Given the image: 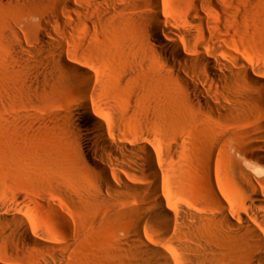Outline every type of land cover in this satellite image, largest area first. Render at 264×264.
Listing matches in <instances>:
<instances>
[{
	"label": "bare ground",
	"instance_id": "1",
	"mask_svg": "<svg viewBox=\"0 0 264 264\" xmlns=\"http://www.w3.org/2000/svg\"><path fill=\"white\" fill-rule=\"evenodd\" d=\"M8 1L31 15L54 3L57 19L0 29L12 58L24 61L22 70L0 69V148L8 146L12 171L41 180L50 193V179L36 173L39 153L29 152L28 143L62 137L87 180L78 192L67 183L62 192L87 212L107 206L99 222L129 223L126 239L105 249L102 264H264V61L233 40L243 9L257 2L264 8V0ZM120 24L143 29L150 59H137L130 45L125 55L136 59H114L118 66L108 69L112 59L110 65L69 59L65 46L56 45L67 42L69 30L90 37L97 26ZM21 31L28 45L39 41L58 59L28 50L30 57H21ZM153 56L161 72L153 71ZM16 86L49 104L32 114L20 110ZM153 118L160 134H153ZM200 134L213 138L215 164L198 156ZM51 140L45 150L56 146ZM58 207L47 194L33 199L0 186V248L6 245L16 258L34 252L36 264H66L79 251L77 232ZM45 211L64 225L68 240L45 227Z\"/></svg>",
	"mask_w": 264,
	"mask_h": 264
},
{
	"label": "rangeland",
	"instance_id": "2",
	"mask_svg": "<svg viewBox=\"0 0 264 264\" xmlns=\"http://www.w3.org/2000/svg\"><path fill=\"white\" fill-rule=\"evenodd\" d=\"M258 3L259 2H257V4ZM30 4H35V3L31 2ZM257 4L253 6L252 8L250 6L245 7L246 8L245 13H244L245 8L243 9L244 18H242V20H240V22L237 23L239 31H238V34L234 33L235 35H234L233 40L237 43V45L240 48L245 49L247 52L249 51V54L253 58L264 61V8H261L262 5L260 4L257 6ZM56 6L57 5L53 3L51 5L44 7V9H41V10L39 9L36 15L34 14L31 15L25 10V8L19 2L0 0V29L5 23L15 24L18 21L19 22L21 21L24 23L34 24L36 22L39 23V21L49 16L53 19H57L56 18L57 17ZM144 11H147V9H145ZM72 17L75 18L74 15H72ZM64 21L71 23V20L69 19V17H64ZM96 30H97V33L90 37L88 36V34H84L83 32L75 33L73 31L70 32L69 30L67 42H62V43L58 42L56 43V45L59 44V45L65 46L69 54L68 56L66 55V57L67 58L69 57V59H89L91 61L93 60L95 61V59H100L104 61V64H107V65L108 64L110 65V63L113 62L114 59H116L115 61L118 64L120 61H117V59L118 60L136 59V58L137 59H150L145 55L143 51L145 50L149 52L151 51V49L144 43L145 33L143 32L142 28L138 26H133V25L123 26V24H120V26L117 27L116 29H111L103 25V26H97ZM54 31H55V28H54ZM38 32L39 33L42 32V29L40 27H37V33ZM21 35L23 36V44H24L23 45L24 48L18 46V53L20 54L21 57H25V58L30 57L29 54L27 53L31 51L34 53H39L40 59L47 60L50 58L49 56H51L52 54L50 53L48 54L47 51H45V47L41 45L39 41H35L33 45L31 44L28 45L27 44L28 42L26 41L24 34L22 33ZM130 45H133L135 47L133 51L137 53L136 58L127 57L125 55L126 53L125 50L130 52ZM26 50H28V52ZM53 55L55 56L53 57ZM53 55L51 57L52 59H55V58L58 59L57 54H53ZM109 59H112L111 62H109ZM106 60L108 61L106 62ZM116 63L113 62L112 66L110 65L109 67L107 66L105 67H107L108 69L110 67L111 68L113 67V69H116L114 68L118 66V64L116 66ZM23 65H24V61L22 59L12 58V52L10 51V48L8 47V45L3 43V41L0 38V69L2 70L9 69L10 71H14L15 69L22 70ZM96 66L99 67L100 65L97 64ZM100 68H103V70L106 69V71H109L107 68H104V66L103 67L100 66ZM153 71L155 72L162 71L161 65L158 62H156V58L154 56H153ZM1 78L2 76H0V79ZM153 85H154V82H153ZM15 90L18 93V97L16 98V101L19 104V109L23 110L24 112H29L30 114L36 113L40 109H42L44 106H47L49 104L48 102L41 101L40 99L34 96H30L28 94H25V95L22 94V90L20 86L19 87L16 86ZM154 91L155 90H153V93L158 92L157 90L156 92ZM154 96L155 95L153 94V97ZM122 99L126 101L129 99V96L123 94ZM154 130H155V133L153 132L154 135H156V132L160 134V131L157 130V127L154 123V118H153V131ZM31 133L35 135V132L31 131ZM36 137L35 139L37 140ZM53 137L54 136L48 139L44 136L43 142H42V139L40 140L42 143L38 145L39 147L36 146L37 144L34 145L35 139L34 141H31V142L29 141L30 143H28L29 146L33 144L30 147L31 149H34V150H30V147H28L30 150L29 152L33 153L32 151H37L39 153V155H34V158H33V161H35L34 165H36L35 168H38L36 169V173L37 172L39 173V174L37 173L39 175L38 178H40V175L45 173L46 174V175L44 174L45 178L47 177L53 181L52 182L48 179L47 181L45 180V183H47L46 186L48 188H53V190L51 189L52 191L50 193H48L47 191L45 193V191H43V187L41 185L42 182H40L41 180L38 179V181L41 184H39L38 181H37L38 184L37 182L34 183L28 180V178H27L28 180L27 181L23 179L24 177L20 176V173H16L18 171L16 172L12 171L9 168V163L13 160L12 159L13 157L9 154L8 146H2L0 148V186H4L9 192V194L11 195L16 191L21 190L25 194H27L30 198H33V199H37L40 195L46 196L47 194L50 200L55 201L56 206L57 207L59 206L57 210L59 211L61 210L60 212L63 213L64 216L67 217L71 221V223L74 225V229L77 232V240H78L77 249L79 248V251L74 250L73 251L74 253H72L71 260H68L69 263L68 262L67 263L68 264H93V263L102 264V260H104L102 258H103L105 249L109 248L112 244H114L116 240L121 241V240L126 239L127 237L126 229L127 227H129V223L126 220H118V221H115L113 225L111 224L110 226L109 223L104 224L102 222H99L104 216L107 215V212H108L107 206H103L97 209L95 208V210H93L92 213L87 212V208L84 207L83 204H80V202L78 203L77 199L72 198L74 196L71 197L70 195H66L68 194L67 192L66 194H64L65 192H62L63 190H61V187L63 189L62 185L66 183H67L66 188L68 187L71 190L74 189V192H78L79 187L81 186L80 185L78 187V185L86 183L87 180L82 173V166L77 160H74L75 159L74 153L71 150L69 151L68 150L69 148L66 149L65 147L66 143H64L65 146L62 143L64 140L60 142L62 137L60 138V140H56V137H58L56 136L54 141H53ZM154 137L157 138V140H155L156 143H161L162 139H160V136H158V134H157V137L156 136ZM31 138H33V136ZM38 139L40 138L38 137ZM22 140L21 139L19 140V142H21L19 144L20 152L22 151L25 154L28 152L25 147L27 146L26 145L27 143L24 142L22 144ZM50 140L53 141L55 144L56 143L57 144L56 146H52L51 149L45 150L47 147L50 148V145H49ZM35 142L37 143V141ZM236 142H238V139L236 140ZM52 143L51 145H55L54 143L53 144ZM213 143H214L213 138L207 139V137L200 134V144L197 150V153L199 152L198 156L204 159L206 162H211V164H215V160L212 159L211 157L213 155V153L211 152V150H213L212 149ZM47 144L49 146H47ZM21 146H24V147H21ZM42 149L44 150V153H40ZM48 150L50 154L46 155V151ZM42 157L43 158L46 157L43 162L39 161V159H41ZM72 157L74 158L72 159ZM213 158L216 159V155H214ZM40 163H41L40 165L41 167L40 166L37 167L38 164ZM16 168L14 169L16 170ZM213 173H215L214 168H213ZM56 174L59 175L58 176L59 179H57ZM42 176H41L42 180L45 179ZM60 177L64 178L65 181L61 179ZM60 179L62 181H60ZM202 179H203V182L205 183V192H206L207 190L206 177L203 173H202ZM48 182L55 183V185L58 182L59 185L55 187L54 186L50 187L51 186L50 184L52 183H48ZM48 184L50 186H48ZM57 187L59 188L57 189ZM77 187L78 189L75 190V188ZM74 192L73 194H76ZM68 196H70V198ZM47 212L48 211H45L46 223L45 224L43 223L45 227L47 226L50 229V232L53 231L52 233L55 236L58 235L59 238L62 237L65 240H68L69 237H68V234L66 232L64 225L59 223L57 220H55L54 216L48 212L50 214L49 215ZM81 216L83 217L88 216V218L86 221H82ZM77 218H79V221L77 220ZM113 228H115V231L113 230ZM105 245L106 247H104ZM102 251L103 253H101ZM0 260L9 261V262L13 261L14 264H36L37 263V257L34 252L27 251V250L20 251V253L18 254V257L16 258L12 256V254L10 253V249L6 245H2L0 248Z\"/></svg>",
	"mask_w": 264,
	"mask_h": 264
}]
</instances>
